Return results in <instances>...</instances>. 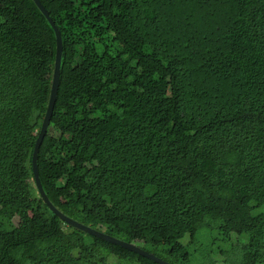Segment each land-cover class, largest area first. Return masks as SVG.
Returning <instances> with one entry per match:
<instances>
[{
	"label": "trees",
	"instance_id": "1",
	"mask_svg": "<svg viewBox=\"0 0 264 264\" xmlns=\"http://www.w3.org/2000/svg\"><path fill=\"white\" fill-rule=\"evenodd\" d=\"M39 1L62 39L37 156L50 203L169 264L202 231L264 264V0ZM55 49L32 0H0V264H156L35 188Z\"/></svg>",
	"mask_w": 264,
	"mask_h": 264
},
{
	"label": "water",
	"instance_id": "2",
	"mask_svg": "<svg viewBox=\"0 0 264 264\" xmlns=\"http://www.w3.org/2000/svg\"><path fill=\"white\" fill-rule=\"evenodd\" d=\"M36 7L39 9V11L42 13V15L45 17L49 25L54 31L55 34V41H56V51H55V61H54V70H53V75H52V81H51V89H50V95H49V100L48 104L46 107L45 115L43 117V121L40 127V130L38 132L33 152H32V157H31V167H32V173L34 177V183H35V188L38 191V194L40 198L43 200L44 204L48 207V209L63 223L66 225L73 227L77 230H80L90 236H93L97 239H100L104 242L110 243L112 245L121 247L123 249H126L130 251L131 253L141 256L143 258H146L156 264H168L167 262L155 257L154 255L144 251L143 249L129 243H125L121 240H117L111 236H108L100 231L91 229L89 227H86L71 218L65 216L62 214L60 211H58L48 200L47 196L45 195L42 185L40 183L39 175H38V169H37V156H38V151L40 148V145L43 141V138L47 132L50 119L52 117L53 113V108L55 105V100H56V95H57V89H58V84H59V73H60V61H61V54H62V41H61V34L58 28L55 26L54 22L52 19L49 17L47 11L44 9L42 4L40 3L39 0H32Z\"/></svg>",
	"mask_w": 264,
	"mask_h": 264
},
{
	"label": "rangeland",
	"instance_id": "3",
	"mask_svg": "<svg viewBox=\"0 0 264 264\" xmlns=\"http://www.w3.org/2000/svg\"><path fill=\"white\" fill-rule=\"evenodd\" d=\"M6 215H11L12 211H6ZM245 212L240 211L235 215V219L229 224L228 228L232 232L239 231L243 227V219ZM189 240L186 236L182 242ZM244 239H242V242ZM187 244V243H185ZM190 252L196 253L193 257L191 264H237V259L240 255V244L236 243L232 237L231 240L225 241L217 232L209 233L202 231L196 244L190 246ZM150 252H154L151 248H147ZM222 252L223 255H220ZM245 256H242L241 260H244ZM115 260L112 259V262Z\"/></svg>",
	"mask_w": 264,
	"mask_h": 264
},
{
	"label": "clouds",
	"instance_id": "4",
	"mask_svg": "<svg viewBox=\"0 0 264 264\" xmlns=\"http://www.w3.org/2000/svg\"><path fill=\"white\" fill-rule=\"evenodd\" d=\"M49 24V23H48ZM53 30V29H52ZM54 32V31H53ZM61 41H62V39H61ZM55 51H56V49H55ZM55 61V60H54ZM61 62V61H60ZM34 185H35V183H34ZM37 190V189H36ZM38 192V191H37ZM75 221V220H74ZM77 222V221H76ZM79 223V222H78ZM83 225V224H82ZM68 226V225H67ZM85 226V225H84ZM70 227V226H69ZM87 227V226H86ZM90 228V227H89ZM92 229V228H91ZM77 230V229H76ZM80 231V230H79ZM118 240V239H117ZM138 247V246H137ZM140 248V247H139ZM145 251V250H144ZM149 253V252H148ZM153 255V254H152ZM155 256V255H154ZM156 257V256H155ZM158 258V257H157ZM160 259V258H159ZM162 260V259H161ZM169 264V263H168Z\"/></svg>",
	"mask_w": 264,
	"mask_h": 264
}]
</instances>
